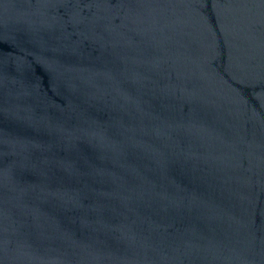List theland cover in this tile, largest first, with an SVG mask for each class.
Wrapping results in <instances>:
<instances>
[{
  "label": "water",
  "instance_id": "95a60500",
  "mask_svg": "<svg viewBox=\"0 0 264 264\" xmlns=\"http://www.w3.org/2000/svg\"><path fill=\"white\" fill-rule=\"evenodd\" d=\"M0 264H264V0H0Z\"/></svg>",
  "mask_w": 264,
  "mask_h": 264
}]
</instances>
